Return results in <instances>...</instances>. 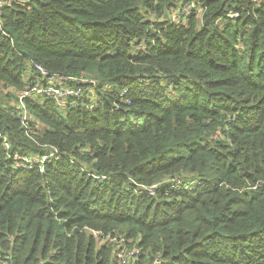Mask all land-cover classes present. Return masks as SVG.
Returning a JSON list of instances; mask_svg holds the SVG:
<instances>
[{
	"label": "trees",
	"instance_id": "obj_1",
	"mask_svg": "<svg viewBox=\"0 0 264 264\" xmlns=\"http://www.w3.org/2000/svg\"><path fill=\"white\" fill-rule=\"evenodd\" d=\"M4 1L0 264H115L90 230L140 264H264V0ZM41 68L95 94L32 95L25 127Z\"/></svg>",
	"mask_w": 264,
	"mask_h": 264
},
{
	"label": "built area",
	"instance_id": "obj_2",
	"mask_svg": "<svg viewBox=\"0 0 264 264\" xmlns=\"http://www.w3.org/2000/svg\"><path fill=\"white\" fill-rule=\"evenodd\" d=\"M254 2H257L259 0H253ZM9 4L6 3V1L4 0H0V17H1V14H2V9L3 7L5 6H8ZM200 7H202L201 5H199L197 2H194V1H189L187 3H185L181 8H179V10L177 11V13H175L172 17V21H175V22H179L181 21L182 17H187L189 16L190 14H192L194 11L198 10ZM231 17H237L238 14H230ZM143 46V44H141V47ZM143 48V47H142ZM41 72H42V75L44 77L47 78V80H50V79H60L61 81L64 80V81H67L68 78H63V77H54V78H51V77H47L49 74L47 72H45L42 68L39 69ZM43 77V79L45 80V78ZM88 80V79H87ZM90 82V81H88ZM50 83V82H49ZM49 83L46 81L45 83L42 82V85L45 87L44 90H42V92H38L39 94H46V91H47V87L49 85ZM60 85H58V87H56L55 89H57L56 92H48L46 94V97L47 99H57V97H60L61 95L59 94V92L61 93H64V94H68L65 98V102H67V99L69 97H76V98H82L86 95L87 92H89V95H94V91L93 90H90L88 91V87H80L78 89H74V88H70V87H64L63 88H60L59 87ZM30 87L29 89L27 90H24L23 92H20L19 93V96H18V103L16 105V112L19 113L20 115V121L22 122V124L25 126V127H28L29 124L31 122H33L31 116H30V113L28 111V108H27V105H26V99L29 98L30 96H32L34 94V92L36 90H34V86L33 84H29ZM70 89L71 92H67L66 89ZM127 90H125L123 93H121V97L124 96V94L126 93ZM37 92V91H36ZM26 93V94H24ZM126 103L127 104H130L131 101L130 100H126ZM98 105V101H96L95 103L93 102L91 104V107L93 108H96ZM0 138L3 139V143H4V146L6 148H9L10 147V142L8 141V139L6 137H4L0 131ZM55 153H58V151H56V149H54ZM25 156H20V155H17L16 156V159L19 160V167H22V168H30L32 169L34 167V164L32 163V161L29 159H26L24 158ZM35 162H39V161H42V162H45L47 159L44 157L43 159H39V158H35ZM93 178H97L101 183H103L104 181H106L108 179V177H97L96 175L94 174H90ZM181 184H180V181H174L173 185H172V189H174L175 187H179ZM156 189V187L152 186L150 187L148 190H149V193L150 194H154V190ZM92 235L97 238L101 243H116V251L117 253H115V260H117L118 258L121 259L122 258V262L123 263H126L127 264H140V258L142 256V249L133 244V245H130L129 244V240L125 239V238H121V239H118V238H115V237H111V236H105V235H102L101 232L97 231L98 232V235L95 236V231L96 230H90ZM123 256H126V261L125 259H123ZM154 264H158V258L155 259V262Z\"/></svg>",
	"mask_w": 264,
	"mask_h": 264
},
{
	"label": "rangeland",
	"instance_id": "obj_3",
	"mask_svg": "<svg viewBox=\"0 0 264 264\" xmlns=\"http://www.w3.org/2000/svg\"><path fill=\"white\" fill-rule=\"evenodd\" d=\"M143 44V43H142ZM137 49H142V47L141 46H137ZM43 75H42V77H40V76H37V75H35V79L33 80V81H31L29 84H33V88H34V90H36L35 92H34V94H33V98L34 99H36V100H39L40 101V103H43V102H45L46 101V99H47V97H46V94L48 93V92H56L57 91V89H55L56 87H58V85H59V81H61L60 79H50V80H47V78L46 77H44L46 80H47V82L49 83V85H48V87H47V91H46V94H39L38 92H42V90H44V86L42 85V82H43ZM64 83H62L61 85H63ZM64 87H66L67 88V86H65V85H63ZM67 90V92H71V90L68 88V89H66ZM20 93V92H19ZM18 93V94H19ZM24 94H26V93H24ZM59 94L61 95L60 97H57V99H54L55 101H56V104L59 106V107H61V108H63V109H66L67 107H68V104H67V102H65V98H67L66 96L68 95L67 93L66 94H64V93H61V92H59ZM76 98V97H75ZM76 99H79V98H76ZM47 100H50V99H47ZM94 103L96 102V101H93ZM91 108H93V107H91ZM29 111V110H28ZM24 158H26V159H28L29 160V156H25ZM95 236L96 235H98V232L97 231H95ZM97 245H98V247H100L102 244L101 243H97ZM123 259H125V261H126V256H123ZM114 261H115V264H127V262L126 263H123L122 262V258L121 259H117V260H115V257H114Z\"/></svg>",
	"mask_w": 264,
	"mask_h": 264
}]
</instances>
